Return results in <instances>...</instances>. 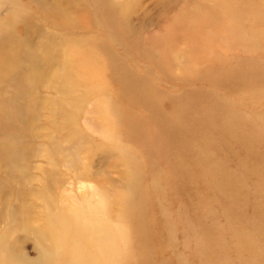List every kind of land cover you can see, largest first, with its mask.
Returning a JSON list of instances; mask_svg holds the SVG:
<instances>
[{
    "label": "rangeland",
    "instance_id": "1",
    "mask_svg": "<svg viewBox=\"0 0 264 264\" xmlns=\"http://www.w3.org/2000/svg\"><path fill=\"white\" fill-rule=\"evenodd\" d=\"M0 264H264V0H0Z\"/></svg>",
    "mask_w": 264,
    "mask_h": 264
}]
</instances>
